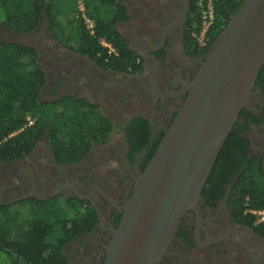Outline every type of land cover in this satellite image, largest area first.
Segmentation results:
<instances>
[{"label": "flooded vegetation", "instance_id": "flooded-vegetation-1", "mask_svg": "<svg viewBox=\"0 0 264 264\" xmlns=\"http://www.w3.org/2000/svg\"><path fill=\"white\" fill-rule=\"evenodd\" d=\"M121 4L127 20L120 21L116 30L139 59L141 70L137 73L104 69L93 58L65 48L49 32L43 17L26 34L36 46L37 65L46 80L39 103L73 98L95 106L114 126L106 144L93 145L77 164H57L45 137L28 158L0 163V206L62 196L78 198L94 209V229L77 235L65 246L68 264H102L119 224L121 207L133 191L135 178L149 162L153 146L132 160L126 129L135 119H142L150 126V140L155 143L185 98L175 93L193 78L206 55H197L199 48L189 45L192 0H121ZM3 29L8 30L0 25V34ZM9 33L0 36L4 39L0 43L10 41L6 40ZM192 37L195 39L194 34ZM244 112L241 124H249L246 154L258 157L264 172L261 87L254 85ZM241 172L233 162L222 161L211 179L209 174V184L203 186L194 207L181 219L160 264H264V238L256 228L230 215L229 193Z\"/></svg>", "mask_w": 264, "mask_h": 264}, {"label": "trees", "instance_id": "trees-1", "mask_svg": "<svg viewBox=\"0 0 264 264\" xmlns=\"http://www.w3.org/2000/svg\"><path fill=\"white\" fill-rule=\"evenodd\" d=\"M243 1L212 0L214 21L208 32L209 45L197 55L207 54ZM79 2L83 4V12L78 8ZM199 12L200 1L192 0L187 36L195 50L198 46L192 35L200 29ZM83 16L93 22L92 35ZM42 17L48 21L49 32L65 48L93 58L102 68L124 73L141 70L139 59L116 30L120 21L127 20L121 0H0V25L16 34L31 33ZM100 41L109 44L115 54H108ZM37 57L33 48L0 43V163L28 158L45 137L57 164H77L93 145L106 144L114 126L95 106L73 98L39 103L46 80L36 63ZM255 86L264 90V64ZM244 113L243 109L209 178L222 161L233 162L236 170L242 168L229 193L230 215L256 228L264 238V222L254 226L255 218L246 213L264 209V172L261 160L246 154L249 124L247 121L241 124ZM27 118L33 121L31 125ZM163 135L164 132L151 143L148 123L142 119L132 121L125 132L131 159L153 144L148 162ZM208 180L204 186L209 184ZM96 223L94 209L78 198L56 196L0 206V255L6 259L0 264H68L64 253L67 243L77 235L91 232Z\"/></svg>", "mask_w": 264, "mask_h": 264}, {"label": "water", "instance_id": "water-1", "mask_svg": "<svg viewBox=\"0 0 264 264\" xmlns=\"http://www.w3.org/2000/svg\"><path fill=\"white\" fill-rule=\"evenodd\" d=\"M12 34L27 41L5 42L36 50L29 35ZM263 64L264 0H244L199 61L193 78L175 93L185 98L135 178L102 264H160L247 106Z\"/></svg>", "mask_w": 264, "mask_h": 264}, {"label": "built area", "instance_id": "built-area-1", "mask_svg": "<svg viewBox=\"0 0 264 264\" xmlns=\"http://www.w3.org/2000/svg\"><path fill=\"white\" fill-rule=\"evenodd\" d=\"M79 10L83 12V4L79 2ZM200 29L197 34H194L197 41V46L200 51L207 49L209 45L208 32L213 25L214 21V7L212 0H201L200 1ZM84 23L86 25L87 31L92 35L93 34V22L83 16ZM100 44L103 48L107 50L108 54H115L114 49L107 43L100 41ZM28 119V125L32 124V120ZM246 213H249L255 218L256 223L264 222V209L263 210H246Z\"/></svg>", "mask_w": 264, "mask_h": 264}, {"label": "rangeland", "instance_id": "rangeland-1", "mask_svg": "<svg viewBox=\"0 0 264 264\" xmlns=\"http://www.w3.org/2000/svg\"><path fill=\"white\" fill-rule=\"evenodd\" d=\"M199 1H201V0H199ZM82 3V2H81ZM79 4V3H78ZM5 27V25L4 24H1V28H4ZM9 32H8V30H6V29H3V31L1 32V34H0V36L1 35H4V34H8ZM9 35H10V37H8V38H6V40H12V41H16V40H18V41H23V42H25V41H27V38H21L19 35H16V38L17 39H14L13 38V34L11 33H9ZM2 40H4V39H0V41H2ZM32 40V39H31ZM2 261H6V259L5 258H3V257H1V255H0V262H2Z\"/></svg>", "mask_w": 264, "mask_h": 264}]
</instances>
